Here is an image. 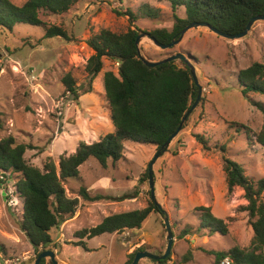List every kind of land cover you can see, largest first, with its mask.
I'll return each instance as SVG.
<instances>
[{
    "label": "rangeland",
    "instance_id": "rangeland-1",
    "mask_svg": "<svg viewBox=\"0 0 264 264\" xmlns=\"http://www.w3.org/2000/svg\"><path fill=\"white\" fill-rule=\"evenodd\" d=\"M10 1L22 5L28 0ZM147 4L159 10L157 19L140 17ZM129 9L138 15L134 24L128 16L116 14V10L125 13ZM176 15L184 18V8ZM41 19L62 27L69 40L45 38L42 27L17 24L9 30L0 26V140L13 136L17 143L32 145L34 149L28 150L25 157L29 164L42 169L49 159L58 165L60 157L75 153L81 142L91 144L114 133L103 76L107 71L117 74L118 64L105 59L102 72L90 84L85 67L94 51L87 46V39L103 29L118 34L131 27L145 34L162 28L171 31L175 19L169 3L157 0H80L66 14L43 13ZM139 48L153 61L178 53L190 55L202 88L198 105L153 167L156 202L165 215L153 214L142 230H125L86 241L89 252L74 245L77 231L95 227L108 216L148 205L149 175L144 183L140 179L158 151L151 145L124 142L123 158L118 162L109 160L104 169L90 158L79 168V177L65 182L66 194L79 198L80 205L73 220L51 231L54 242L61 239L64 243L58 247V264H127L131 254L140 248L164 254L168 243L165 217L174 234L171 259L166 264H217L216 257L208 252L247 248L254 236L249 213L240 209L248 205L243 190L237 187L228 193L221 147H225L230 159L243 166L247 176L255 181L264 178V148L254 138L262 130L263 114L242 95L238 81L240 70L254 62L264 63V21L256 22L241 39L229 40L199 27L186 32L171 49H161L149 34L142 38ZM176 63L182 66V61ZM67 73H72L80 86L78 101L65 93L62 79ZM250 97L264 102L262 95ZM232 123L250 128L251 139L243 130L237 132ZM197 136L204 138L206 148ZM3 182L0 264H14L24 258L34 264L37 254L20 230L24 210L15 194V176ZM82 187L90 196L106 200L85 202L79 194ZM125 195L130 197L115 199ZM199 206L210 207L216 217L223 219L229 234L198 231L200 223L194 209ZM185 230L189 233L182 237ZM186 256L189 261L184 262Z\"/></svg>",
    "mask_w": 264,
    "mask_h": 264
},
{
    "label": "trees",
    "instance_id": "trees-1",
    "mask_svg": "<svg viewBox=\"0 0 264 264\" xmlns=\"http://www.w3.org/2000/svg\"><path fill=\"white\" fill-rule=\"evenodd\" d=\"M79 1L28 0L22 5H17L10 0H0V26L9 30H13L17 24L42 27L45 30V38L62 37L69 40L67 32L62 27L44 23L41 14H66ZM157 1L169 3L175 19L171 31L162 28L148 33L161 45H168L173 40L180 39L184 28L193 23H206L221 33L237 35L246 29L251 19L264 15V0ZM180 8H184V18L176 15ZM158 13V9L147 4L140 12V17L157 19ZM116 14L128 16L131 24L138 20V15L130 9L125 13L116 10ZM138 35L139 30L132 27L124 34L103 29L86 41L87 46L94 51L85 67L90 84L102 72L105 59L118 64L117 74L107 71L103 76L114 133L91 144L81 142L75 153L62 155L58 165L53 159H49L42 169L29 164L25 157L28 150L34 149L32 145L17 143L13 136L0 140V173L7 179L12 174L15 176V194L23 202L24 210L20 230L37 254L35 261L40 250L58 247L51 236V231L73 219L78 211L80 200L68 197L65 182L79 177V168L90 158H95L104 169L107 168L109 160L118 162L123 158L124 142L151 145L157 151L162 150L167 141L178 132L183 118L198 97L199 88L194 82L190 68L184 62L181 67L173 61L150 68L140 59L136 45ZM190 59L192 61L194 58L190 56ZM2 68L0 60V71ZM238 81L242 95L263 114L264 118V102L255 101L250 97L251 94L264 96V63L254 62L240 70ZM62 83L65 93L69 92L72 98L78 101L80 86L72 73H67ZM231 126L236 128L237 132L243 130L247 138L251 139L252 131L247 126L239 123H232ZM196 138L206 148L207 142L204 138L201 136ZM254 138L256 143L264 148V123L262 130L254 135ZM167 151L168 148L166 153ZM221 151L228 193L232 194L237 187L243 190V197L248 205L240 209L249 213L254 236L247 248L234 247L224 252L210 251L208 254L216 257L217 264L225 257L230 258L232 264H264V178L258 181L250 178L242 165L226 155L225 147H221ZM148 175L149 170L142 176L140 182H146ZM79 194L88 203L106 200L101 196H90L85 187L80 189ZM149 195L146 208L114 214L104 218L95 227L77 231L75 238L78 241L73 242L74 245L89 252L86 240L104 234L141 229L151 214L165 215L164 210L152 200L151 192ZM129 197L125 195L115 199L123 201ZM194 212L200 223L198 231L206 230L211 235L221 236L229 234L227 223L216 217L210 207L199 206ZM188 233L189 230H185L182 237ZM142 250L144 249H138ZM137 252L131 254L127 264L133 263ZM170 259L171 256H168L167 259L155 263L166 264ZM187 261L188 256L184 258V262ZM32 263L27 261L24 264ZM40 264H47V260L43 259ZM49 264H52L51 261Z\"/></svg>",
    "mask_w": 264,
    "mask_h": 264
},
{
    "label": "water",
    "instance_id": "water-1",
    "mask_svg": "<svg viewBox=\"0 0 264 264\" xmlns=\"http://www.w3.org/2000/svg\"><path fill=\"white\" fill-rule=\"evenodd\" d=\"M258 21H264V15L258 16V17H255V18L251 19L250 22L248 23L246 29L243 32H241V33H239L237 35H227V34L221 33V32H219L218 30H216L215 28L211 27L209 24H206V23H193V24H190V25H188V26H186L184 28V30L182 31V36H181L180 39L173 40L168 45H161L156 40H154L150 36L149 37L161 49L167 50V49H171L174 46H176L180 42V40L182 39V37L185 35V33L188 32L190 29H193V28L205 27V28H208L211 32L215 33L216 35H218L220 37H223V38H226V39H229V40H234V39H241V38L246 37V35L252 29L253 25L256 22H258ZM144 36H148V34L139 33V35H138V37L136 39V45L138 47V54H139L140 59L148 67H150V68H156L157 66L162 65L164 63H168V62H173V61L180 60V61L184 62L185 64H187V66L190 68V71H191L192 77L194 79V82H195V84L199 88L198 97H197L195 103L193 104V106L191 107V109L187 112L186 116L183 118L181 127L179 128L178 132L169 141H167V143L162 148V150H160V151L157 152V155L152 160V162L149 164V169L148 170H149V179H150L149 180V182H150L149 183V186H150L151 198L155 202L156 205H158L160 208H162L156 202V198H155V188H154L155 186H154V178H153V167H154V164L157 161V159L166 152V150L169 147V145L172 142V140L179 134V132H181L182 127L184 125V122L187 120V118L189 117V115L191 114V112L198 105V103H199V101L201 99V96H202V88H201V86L199 84V81H198V78H197V74H196V69H195V66L193 65V63H192V61L190 59V55H186L184 53H178V54L170 55V56H168V57H166V58H164L162 60H159V61L149 60L145 56L142 55V53L140 51V48H139L140 42H141V40H142V38ZM164 224H165V227H166V230H167V239H168L167 248H166V251L164 252V254H154V253L149 252V251H138L136 253V255H135V258H134V261H133L132 264H139V262L142 259H150V260H153V261H161V260L167 259V257L170 256L171 251H172V247H173V244H174V234H173V231H172V228H171L170 221H169V218L168 217H165L164 218ZM43 259H49L52 264H58L57 258H56V254L52 250H45V251L41 252L39 254V256L37 257V259H36V261H35L34 264H40Z\"/></svg>",
    "mask_w": 264,
    "mask_h": 264
},
{
    "label": "crops",
    "instance_id": "crops-1",
    "mask_svg": "<svg viewBox=\"0 0 264 264\" xmlns=\"http://www.w3.org/2000/svg\"><path fill=\"white\" fill-rule=\"evenodd\" d=\"M173 143V142H172ZM172 143L170 144V146L172 145ZM133 197H135V196H133ZM153 214H155V213H153ZM153 214H151V216L153 215ZM150 216V217H151ZM149 217V218H150ZM71 220H73V219H71ZM149 220V219H148ZM147 220V221H148ZM70 221V220H69ZM66 222H68V221H66ZM66 222H64V223H66ZM143 228H141L140 230H142ZM105 235V234H104ZM109 235H112V234H109ZM95 238H97V237H95ZM92 239H94V238H92ZM92 239H90V240H92ZM147 240L148 241H152L153 240V238H147ZM86 241H89V240H86ZM55 243L56 244H58V247L60 246L61 247V245L62 244H64L63 242H61V239L60 240H58V242L57 241H55ZM87 243V242H86ZM58 247L55 249V248H52V249H50V250H52V251H54L55 252V254H56V258H58V254H57V252H58ZM33 249V248H32ZM93 250H95V249H93ZM144 260H142V262H140V264H146L145 262H143ZM145 261H147V260H145ZM49 262H50V260H47V264H49Z\"/></svg>",
    "mask_w": 264,
    "mask_h": 264
},
{
    "label": "built area",
    "instance_id": "built-area-1",
    "mask_svg": "<svg viewBox=\"0 0 264 264\" xmlns=\"http://www.w3.org/2000/svg\"><path fill=\"white\" fill-rule=\"evenodd\" d=\"M66 94L71 95L69 92H67ZM6 180H7V177H5L4 175H2V174L0 173V181H6ZM61 236H62V235H61ZM63 236H64V235H63ZM34 258H35V257H34ZM25 261H29V260L26 259V258H24L23 261L16 260L14 264H22V263L25 262ZM221 264H232V262H231L230 258L225 257V258H223V260L221 261Z\"/></svg>",
    "mask_w": 264,
    "mask_h": 264
}]
</instances>
